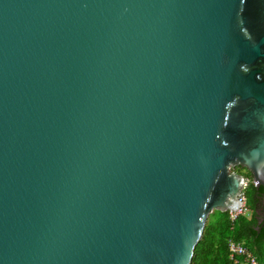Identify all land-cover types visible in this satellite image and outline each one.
Masks as SVG:
<instances>
[{"label": "water", "instance_id": "water-1", "mask_svg": "<svg viewBox=\"0 0 264 264\" xmlns=\"http://www.w3.org/2000/svg\"><path fill=\"white\" fill-rule=\"evenodd\" d=\"M264 190V0H0V264H188Z\"/></svg>", "mask_w": 264, "mask_h": 264}, {"label": "trees", "instance_id": "trees-1", "mask_svg": "<svg viewBox=\"0 0 264 264\" xmlns=\"http://www.w3.org/2000/svg\"><path fill=\"white\" fill-rule=\"evenodd\" d=\"M244 171H242L243 174L240 171L238 173L249 178V172L245 169ZM258 191L260 195L264 194L261 186L256 188L249 181L246 183L242 188L245 211L238 214L232 222L228 219L227 211L212 210L208 214L201 237L194 245L188 264H244L240 260L233 261L229 258L227 239L241 242L259 261L264 263V217L262 222H256L254 216L256 213L253 210ZM257 226L258 229H256Z\"/></svg>", "mask_w": 264, "mask_h": 264}, {"label": "built area", "instance_id": "built-area-1", "mask_svg": "<svg viewBox=\"0 0 264 264\" xmlns=\"http://www.w3.org/2000/svg\"><path fill=\"white\" fill-rule=\"evenodd\" d=\"M245 181H243V184H245ZM240 198L241 203L238 208L235 210L227 211L228 219L230 222H232L238 214L243 213L245 211L243 195ZM226 246L228 250V256L233 261L240 260L244 264H264L263 262L259 261L257 257H255V255L239 241L227 239Z\"/></svg>", "mask_w": 264, "mask_h": 264}, {"label": "flooded vegetation", "instance_id": "flooded-vegetation-1", "mask_svg": "<svg viewBox=\"0 0 264 264\" xmlns=\"http://www.w3.org/2000/svg\"><path fill=\"white\" fill-rule=\"evenodd\" d=\"M258 192L256 194L257 198H256V201L254 203L253 210L256 213V214H254V216L257 220L256 222L260 223V222H262V219L264 217V196H263L264 194L262 193V195H260V192L259 193ZM256 229H258V226L256 227Z\"/></svg>", "mask_w": 264, "mask_h": 264}, {"label": "rangeland", "instance_id": "rangeland-1", "mask_svg": "<svg viewBox=\"0 0 264 264\" xmlns=\"http://www.w3.org/2000/svg\"><path fill=\"white\" fill-rule=\"evenodd\" d=\"M232 170H234V171L237 172V173L240 171L242 174H243L242 171H244V169H242V168H240V167H236V166H235V168L232 169ZM244 172H245V171H244ZM245 183H246V182H245Z\"/></svg>", "mask_w": 264, "mask_h": 264}, {"label": "clouds", "instance_id": "clouds-1", "mask_svg": "<svg viewBox=\"0 0 264 264\" xmlns=\"http://www.w3.org/2000/svg\"><path fill=\"white\" fill-rule=\"evenodd\" d=\"M239 174H240V173H239ZM241 175H242V174H241ZM242 176H243V175H242ZM243 177H244V176H243ZM245 180H246V181H245ZM244 181H245L246 183H247L248 181L250 182V177H249V178H245V177H244ZM246 183H245V184H243V185L245 186V185H246ZM250 183H251V182H250ZM244 186H243V187H244Z\"/></svg>", "mask_w": 264, "mask_h": 264}]
</instances>
